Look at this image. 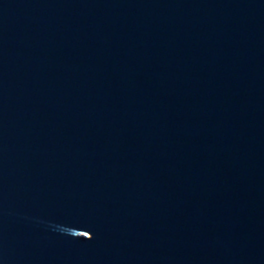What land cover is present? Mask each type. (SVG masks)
I'll return each instance as SVG.
<instances>
[{
  "label": "water",
  "instance_id": "water-1",
  "mask_svg": "<svg viewBox=\"0 0 264 264\" xmlns=\"http://www.w3.org/2000/svg\"><path fill=\"white\" fill-rule=\"evenodd\" d=\"M0 264H264V0H0Z\"/></svg>",
  "mask_w": 264,
  "mask_h": 264
}]
</instances>
